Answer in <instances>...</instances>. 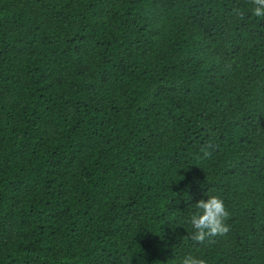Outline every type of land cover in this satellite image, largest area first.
<instances>
[{"label":"trees","instance_id":"16d2710c","mask_svg":"<svg viewBox=\"0 0 264 264\" xmlns=\"http://www.w3.org/2000/svg\"><path fill=\"white\" fill-rule=\"evenodd\" d=\"M255 0H0V264H264ZM229 231L193 238L195 204Z\"/></svg>","mask_w":264,"mask_h":264},{"label":"clouds","instance_id":"9594fccd","mask_svg":"<svg viewBox=\"0 0 264 264\" xmlns=\"http://www.w3.org/2000/svg\"><path fill=\"white\" fill-rule=\"evenodd\" d=\"M253 14L257 18H264V0H255ZM195 208L197 210L189 218L195 240L203 241L208 236L223 235L229 231L225 223L228 212L222 199L208 196L207 200H199ZM180 264H206V262L203 259L186 256Z\"/></svg>","mask_w":264,"mask_h":264}]
</instances>
